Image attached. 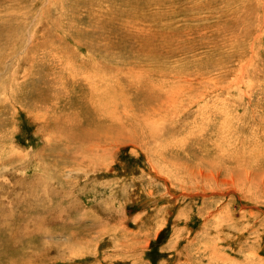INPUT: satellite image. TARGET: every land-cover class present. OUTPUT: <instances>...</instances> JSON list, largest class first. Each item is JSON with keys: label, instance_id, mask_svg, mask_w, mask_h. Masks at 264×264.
<instances>
[{"label": "rangeland", "instance_id": "rangeland-1", "mask_svg": "<svg viewBox=\"0 0 264 264\" xmlns=\"http://www.w3.org/2000/svg\"><path fill=\"white\" fill-rule=\"evenodd\" d=\"M0 264H264V0H0Z\"/></svg>", "mask_w": 264, "mask_h": 264}, {"label": "bare ground", "instance_id": "bare-ground-1", "mask_svg": "<svg viewBox=\"0 0 264 264\" xmlns=\"http://www.w3.org/2000/svg\"><path fill=\"white\" fill-rule=\"evenodd\" d=\"M155 119H156V118H155ZM152 123H153V122H152ZM182 126H183V125H182ZM46 127H47V126H46ZM167 129H168V128H167ZM170 131H171V129H170ZM54 132H55V131H54ZM167 132H168V131H167ZM63 133L66 134V132H63ZM54 135H55V134H54ZM60 135H61V134H60ZM71 135H72V133H71ZM61 136H63V135H61ZM67 136H68V135H67ZM69 136H70V135H69ZM49 137H50V136H49ZM49 137H48V138H49ZM64 137H65V136H64ZM64 137H63V138H64ZM51 138H52V137H51ZM61 138H62V137H61ZM63 138H62V139H63ZM59 139H60V138H59ZM66 139H67V138H66ZM57 140H58V139H57ZM180 140H181V139H180ZM45 141H46V140H45ZM58 141H60V140H58ZM180 143H181V142H180ZM179 145H180V144H179ZM151 172H152V171H151ZM157 175H158V173H157ZM151 176H152V175H151ZM161 176H162V175H161ZM154 178H155V177H154ZM156 178H157V177H156ZM152 180H153V179H152ZM171 180H172V179H171ZM150 184H151V183H150ZM169 184H170V183H169ZM171 185H172V184H171ZM153 186H154V185H153ZM161 187H162V186H161ZM174 187H175V186H174ZM183 187H184V186H183ZM209 187H210V186H209ZM212 187H213V186H212ZM172 188H173V187H172ZM191 188H192V187H191ZM197 189H198V188H197ZM200 189H201V188H200ZM61 190H62V189H61ZM181 190H182V188H181ZM185 190H186V189H185ZM201 190H203V189H201ZM193 192H194V191H193ZM195 192H196V191H195ZM158 193H160V192H158ZM161 193H162V192H161ZM187 193H188V192H187ZM239 193H240V192H239ZM149 194H150V192H149ZM159 195H162V194H159ZM240 195H241V193H240ZM145 196H146V195H145ZM143 197H144V196H143ZM241 198H242V197H241ZM241 198H240V199H241ZM243 198H244V197H243ZM145 199H146V198H145ZM147 199H148V198H147ZM178 199H179V198H178ZM189 199H190V198H189ZM179 200H180V199H179ZM210 200H211V199H210ZM231 200H232V199H231ZM231 200H230V201H231ZM177 201H178V200H177ZM241 201H242V200H241ZM243 201H245V200L243 199ZM163 206H164V205H163ZM223 208H225V207H223ZM170 209H171V208H170ZM168 210H169V209H168ZM171 210H172V209H171ZM224 210H225V209H224ZM148 212H149V211H148ZM122 213H123V212H122ZM151 213H152V212H151ZM151 213H150V214H151ZM166 213H167V212H166ZM157 214H158V213H157ZM143 215H144V214H143ZM147 215H148V214H147ZM141 217H143V216H141ZM163 219H164V218H162V220H163ZM135 222H136V221H134V223H135ZM138 223H139V222H138ZM138 223H137V224H138ZM165 223H166V222H165ZM121 224H122V223H121ZM137 224H136V225H137ZM162 225H163V224H162ZM164 225H165V224H164ZM159 226H160V225H159ZM124 228H125V226H124ZM157 228L159 229V227H157ZM157 231H158V230H157ZM157 231H156V232H157ZM154 237H155V235H154ZM151 239H152V238H151ZM149 241H150V240H149ZM173 243H174V242H173ZM164 247H166V246H164ZM167 247H168V246H167Z\"/></svg>", "mask_w": 264, "mask_h": 264}]
</instances>
